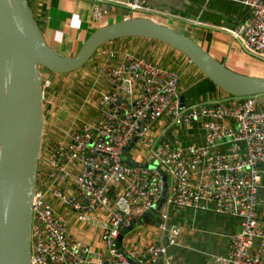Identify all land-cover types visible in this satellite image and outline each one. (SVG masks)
<instances>
[{
  "label": "built area",
  "instance_id": "obj_1",
  "mask_svg": "<svg viewBox=\"0 0 264 264\" xmlns=\"http://www.w3.org/2000/svg\"><path fill=\"white\" fill-rule=\"evenodd\" d=\"M227 1L248 10L246 19L231 31L232 39L264 61V0ZM148 2L127 0L126 6L131 11H146ZM194 23L202 24L198 19ZM100 75L113 87L96 104L101 118L71 127L65 136L68 142L64 139L42 149L40 165L46 170L37 180L32 202L31 264H184L170 251L179 245L181 230L170 224L165 211L158 227L164 243H153L142 251L119 247L122 232L158 205L165 185L157 169L130 167L124 153L164 118L178 125L200 122L206 141L204 146L180 147L167 139L151 152L168 178L165 209L196 210L212 203L213 213L241 221V231L231 237L228 252L215 264H264V218L258 213L264 203L259 199L264 104L257 97H232L216 107H183L180 75L134 54H126L118 65L103 66ZM224 141L233 144L234 150L215 153L213 148ZM75 161L79 162L74 178L77 191L69 193L61 184L72 180L70 166ZM121 183L126 187L112 202L109 191ZM49 197L80 221L99 226L102 250L95 252L74 238L67 218L55 211ZM99 209L109 211L107 221L94 218Z\"/></svg>",
  "mask_w": 264,
  "mask_h": 264
},
{
  "label": "crops",
  "instance_id": "obj_2",
  "mask_svg": "<svg viewBox=\"0 0 264 264\" xmlns=\"http://www.w3.org/2000/svg\"><path fill=\"white\" fill-rule=\"evenodd\" d=\"M28 1L46 42L61 56L78 54L86 40L102 27L126 19L147 18L169 27L185 37H190L231 70L243 75L264 77V61L245 52L241 44L231 37V31L248 15V10L238 2L227 0H149L148 10L136 12L128 9L127 0ZM98 10L101 11L99 17L96 16ZM197 19L202 24H195L194 21ZM205 23L210 25H205ZM109 54H112V57ZM126 54L147 58L162 68L177 72L180 75V90L187 108L217 105L232 98L212 82L205 80L201 71L186 56L170 46L146 38L119 39L105 44L83 70L77 71L76 76L73 77V83L85 80L84 86L81 85L78 90L74 89L76 92L73 93V96L82 100L83 104L80 103V108L85 109V113H79L81 119H75L76 122L71 127L78 128L84 122L93 123L101 118V114L95 108L96 104L99 98L110 92L113 87L100 75V70L106 65H118ZM49 74L51 76L44 77L46 125L43 151L47 150L54 142L64 139L69 141L66 138L68 131L65 138L61 134L65 133L67 119L63 120L62 118L59 121L61 117L57 119V114H55L56 93L53 78L58 76H55L57 74L53 72H49ZM81 87H83L82 92ZM77 93H80L82 98L78 97ZM187 93H189V97ZM63 110L64 106H59V111ZM60 137L61 139H59ZM167 139L171 140L173 146L180 147L204 146L206 144L200 122L178 125L171 118H164L156 124L146 138L135 144L129 152L131 160L140 164L148 163L151 152L155 148H159L161 142ZM233 150L234 145L227 141L213 148L215 153L220 154H229ZM260 169L262 182L259 188V199L264 201V165ZM45 170V165L41 164L38 179L44 176ZM70 170L73 173L72 180L61 184V187L66 192L75 193L77 189L74 185V178L79 172V162L75 161L70 166ZM125 187L126 183H121L111 188L109 197L112 202L118 199ZM48 201L52 203L55 211L67 218L70 234L74 238L81 240L95 252L100 248L102 250L103 230L99 226L80 221L75 213L60 206L52 197H49ZM203 207L196 210L178 207L165 209L168 216L170 215V224L181 230L179 245L172 247L170 251L177 254L184 264H215L217 258L225 256L228 252L231 237L241 231L240 220L213 213L212 203L204 204ZM258 213L261 218H264V203L259 206ZM109 215L110 213L106 209H99L93 214L100 223L107 221ZM150 222L151 219L136 225L129 231L120 241V248L125 251H142L153 243H164V236L158 227Z\"/></svg>",
  "mask_w": 264,
  "mask_h": 264
},
{
  "label": "water",
  "instance_id": "obj_3",
  "mask_svg": "<svg viewBox=\"0 0 264 264\" xmlns=\"http://www.w3.org/2000/svg\"><path fill=\"white\" fill-rule=\"evenodd\" d=\"M125 38L162 42L186 56L209 80L232 97H257L264 104V77L237 73L204 48L175 30L147 18H131L95 31L75 56H61L48 45L28 0H0V264H31L32 202L37 188L45 129V68L70 74L84 67L105 44ZM182 106L185 107L182 96ZM209 107H216L211 105ZM133 168H154L162 175L164 192L158 205L136 225L151 219L160 226L168 195L165 168L149 158L140 165L128 154Z\"/></svg>",
  "mask_w": 264,
  "mask_h": 264
},
{
  "label": "rangeland",
  "instance_id": "obj_4",
  "mask_svg": "<svg viewBox=\"0 0 264 264\" xmlns=\"http://www.w3.org/2000/svg\"><path fill=\"white\" fill-rule=\"evenodd\" d=\"M237 42L240 43L239 40H237ZM84 67H82L80 70H83ZM77 71H79V70H77ZM77 71L72 72V73H70L67 76H66V74H64V75L57 74L55 76H58V77L53 78L55 80L54 81V90H55V93H56L55 94V104H54L55 105L54 106V108H55V114H57V116H56L57 119H59L61 117L59 119V121L62 120V118H63V120L67 119L68 123H67V125L65 126V129H64V132L65 133L71 128V126L73 124H75V122H76L75 119H78V118L81 119L78 114L79 113H81V114L85 113L84 112L85 109L82 110V108H80L81 104H83L82 100L81 99H78L75 96H73V93L76 92L75 90H78L81 85L84 86V81H85V80H82V81H80L78 83H76V81H74V83H73L72 79H73V77L76 76V72ZM49 72H51V71L43 68L42 69V75H43V77H46L47 78L48 75H50ZM54 74H56V73H54ZM44 83H45V80H44ZM200 86H202V85H200ZM61 88H63V90H61ZM82 90H83V87H81V92H82ZM194 94H197V93H194ZM77 95H78V97L82 98L80 93L79 94L77 93ZM187 95L189 97V93H187ZM84 97L86 98L87 96H84ZM44 98H45V84H44ZM77 100H78V102H77ZM59 106L60 107H63L64 106V110L63 111H59ZM94 106H95V104H94ZM45 123H46V121H45ZM65 133H61L62 136H63V138H65V136H66ZM61 134H59V135H61ZM59 139H61V137ZM128 158H129V160H131V154L128 155ZM40 167H41V165H40ZM40 174H41V172H40ZM120 245H121V243H119V247H120ZM99 250H101V248Z\"/></svg>",
  "mask_w": 264,
  "mask_h": 264
},
{
  "label": "trees",
  "instance_id": "obj_5",
  "mask_svg": "<svg viewBox=\"0 0 264 264\" xmlns=\"http://www.w3.org/2000/svg\"><path fill=\"white\" fill-rule=\"evenodd\" d=\"M231 97H232V96H231ZM43 146H44V145H43ZM43 146H42V147H43Z\"/></svg>",
  "mask_w": 264,
  "mask_h": 264
},
{
  "label": "bare ground",
  "instance_id": "obj_6",
  "mask_svg": "<svg viewBox=\"0 0 264 264\" xmlns=\"http://www.w3.org/2000/svg\"><path fill=\"white\" fill-rule=\"evenodd\" d=\"M43 90H44V88H43Z\"/></svg>",
  "mask_w": 264,
  "mask_h": 264
}]
</instances>
